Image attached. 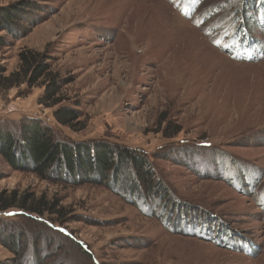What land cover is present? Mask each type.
Masks as SVG:
<instances>
[{
	"label": "rangeland",
	"instance_id": "rangeland-1",
	"mask_svg": "<svg viewBox=\"0 0 264 264\" xmlns=\"http://www.w3.org/2000/svg\"><path fill=\"white\" fill-rule=\"evenodd\" d=\"M251 1L0 0L29 27L0 30V65L10 74L22 50L45 53L61 100L41 103L44 77L1 93L0 119L128 148L161 186L132 193L111 171L45 180L0 153V192L57 198L67 212H0V261L264 264V0ZM62 108L78 112L74 128ZM12 233L19 247L4 243Z\"/></svg>",
	"mask_w": 264,
	"mask_h": 264
},
{
	"label": "trees",
	"instance_id": "trees-1",
	"mask_svg": "<svg viewBox=\"0 0 264 264\" xmlns=\"http://www.w3.org/2000/svg\"><path fill=\"white\" fill-rule=\"evenodd\" d=\"M247 1L252 3L251 0ZM16 13V7H0V30H6L13 36L26 35L29 27L18 30L17 28H20L22 24H13ZM4 41V37L0 35V44ZM47 61L48 56L45 53L24 49L19 53L17 70L6 74V70L0 65V94L22 85L32 88L45 77L48 82L45 83L46 88L41 103L50 100L60 103L59 97L56 98L59 95L60 86ZM55 116L60 123L74 128V121L78 119L79 114L72 108H62L55 113ZM0 153L14 168L34 171L45 180L70 178L76 182L77 179L83 178L85 181H92L91 175L105 179L106 173L111 171V178L115 180L118 177L116 182L129 192L146 196L138 185L143 181L152 188L150 195H154L156 190L161 188L160 184L154 181L152 169L147 167V162L134 151L124 147H114L104 142L84 145L59 138L53 128L34 118L0 119ZM10 209L55 219V221L67 216L66 208L61 205V200L49 199L47 196L34 197L31 194H21L16 189L0 192V212ZM39 223L44 225V222ZM211 224L216 223L211 222ZM215 226L212 234L221 238L224 235L232 236L229 230L220 231L221 229ZM9 238L10 240L4 242L6 245L20 246L21 242L17 233L10 234ZM0 264L7 263L0 261Z\"/></svg>",
	"mask_w": 264,
	"mask_h": 264
},
{
	"label": "bare ground",
	"instance_id": "bare-ground-1",
	"mask_svg": "<svg viewBox=\"0 0 264 264\" xmlns=\"http://www.w3.org/2000/svg\"><path fill=\"white\" fill-rule=\"evenodd\" d=\"M186 42H189V40L188 41H186ZM191 42V41H190ZM194 43V42H193ZM192 45V44H191ZM194 45V44H193ZM190 46V45H189ZM193 47V46H192Z\"/></svg>",
	"mask_w": 264,
	"mask_h": 264
}]
</instances>
